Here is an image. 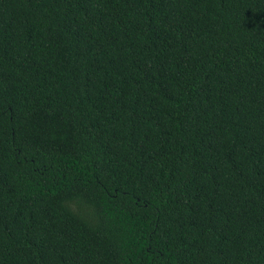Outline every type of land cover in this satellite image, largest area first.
Here are the masks:
<instances>
[{
    "label": "trees",
    "instance_id": "16d2710c",
    "mask_svg": "<svg viewBox=\"0 0 264 264\" xmlns=\"http://www.w3.org/2000/svg\"><path fill=\"white\" fill-rule=\"evenodd\" d=\"M0 264H264V0H0Z\"/></svg>",
    "mask_w": 264,
    "mask_h": 264
}]
</instances>
